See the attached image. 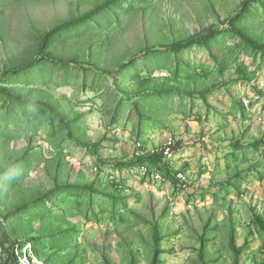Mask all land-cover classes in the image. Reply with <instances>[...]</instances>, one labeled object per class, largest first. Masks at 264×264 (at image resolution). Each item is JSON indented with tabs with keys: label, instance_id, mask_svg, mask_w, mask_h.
Here are the masks:
<instances>
[{
	"label": "rangeland",
	"instance_id": "rangeland-1",
	"mask_svg": "<svg viewBox=\"0 0 264 264\" xmlns=\"http://www.w3.org/2000/svg\"><path fill=\"white\" fill-rule=\"evenodd\" d=\"M244 1L0 0V222L21 264H264V50L223 29L264 44V0Z\"/></svg>",
	"mask_w": 264,
	"mask_h": 264
},
{
	"label": "trees",
	"instance_id": "trees-1",
	"mask_svg": "<svg viewBox=\"0 0 264 264\" xmlns=\"http://www.w3.org/2000/svg\"><path fill=\"white\" fill-rule=\"evenodd\" d=\"M251 1H255V0H245L243 3L244 4L243 6H247L248 3ZM225 28H229V29L233 30L241 38H243L246 41V43L249 44L250 46L264 50V44H261V43L255 41L254 39H252L250 36H247V35L241 33L240 31H238V29L236 28V26L234 24V17L223 24V29H225ZM220 31H222V30L221 29L215 30L214 28H212V29H209L208 31L197 34V35H195V36H193V37H191V38H189L183 42H179V43L173 44L171 46H160V47L150 48L148 50H145L144 54L149 55L151 53L161 52V51H170L173 53H180L182 51L188 50V49L193 48L195 46H204L208 43V41L212 40L215 37V35L220 33ZM40 56L44 60L53 61L51 56L46 54L44 52V50H42L40 52ZM78 66L82 67V68H87L89 70H94V68H92L89 64L82 63V64H78ZM81 145L86 150H88L95 158H97L99 160L98 153L96 152V150L93 147L86 145V144H81ZM154 158H155V156H152V157H149L148 159L152 160ZM146 159L147 158L142 157V158H139L138 161L143 162ZM4 228L5 227L0 222V264H20L18 258L15 256L13 245H9V244H7L6 241H4V237H3Z\"/></svg>",
	"mask_w": 264,
	"mask_h": 264
},
{
	"label": "built area",
	"instance_id": "built-area-1",
	"mask_svg": "<svg viewBox=\"0 0 264 264\" xmlns=\"http://www.w3.org/2000/svg\"><path fill=\"white\" fill-rule=\"evenodd\" d=\"M245 104L246 106H249V102L245 100ZM254 113H258V116H257V121L259 123L260 126L264 125V117L262 116V112L261 110L257 109V110H254L253 111ZM172 141H170L169 143L166 144L165 146V156L168 157L167 159H170L173 157V153H172ZM153 154H156L158 151H152ZM154 177H156L157 179H163V176L161 174V172L157 171V172H154L153 173ZM18 258V257H17ZM19 260V259H18ZM20 263V261H19ZM21 264V263H20ZM35 264H43L41 262L39 263H35Z\"/></svg>",
	"mask_w": 264,
	"mask_h": 264
}]
</instances>
